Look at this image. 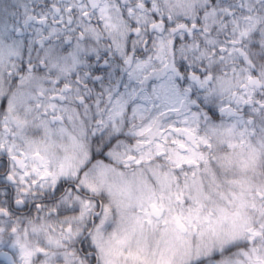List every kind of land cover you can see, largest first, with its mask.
<instances>
[{
	"label": "clouds",
	"instance_id": "obj_1",
	"mask_svg": "<svg viewBox=\"0 0 264 264\" xmlns=\"http://www.w3.org/2000/svg\"><path fill=\"white\" fill-rule=\"evenodd\" d=\"M0 264H264V0H0Z\"/></svg>",
	"mask_w": 264,
	"mask_h": 264
}]
</instances>
